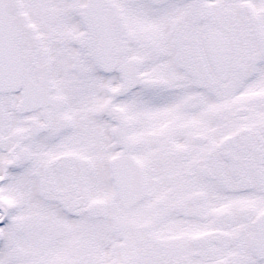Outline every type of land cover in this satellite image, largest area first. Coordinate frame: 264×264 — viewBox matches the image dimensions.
<instances>
[{"label":"snow or ice","instance_id":"obj_1","mask_svg":"<svg viewBox=\"0 0 264 264\" xmlns=\"http://www.w3.org/2000/svg\"><path fill=\"white\" fill-rule=\"evenodd\" d=\"M0 264H264V0H0Z\"/></svg>","mask_w":264,"mask_h":264}]
</instances>
